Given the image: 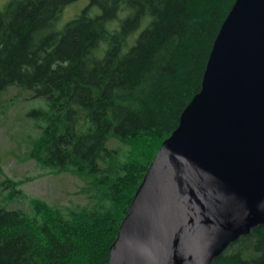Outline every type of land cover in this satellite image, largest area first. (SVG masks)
I'll return each instance as SVG.
<instances>
[{"label":"trees","instance_id":"obj_1","mask_svg":"<svg viewBox=\"0 0 264 264\" xmlns=\"http://www.w3.org/2000/svg\"><path fill=\"white\" fill-rule=\"evenodd\" d=\"M76 1L10 0L0 11V104L11 87L46 99L38 163L90 178L89 203L67 212L34 198L30 210L11 209L0 196V264H108L155 155L202 90L236 3L89 0L59 30ZM111 139L121 147L109 149ZM212 264H264V226Z\"/></svg>","mask_w":264,"mask_h":264},{"label":"water","instance_id":"obj_2","mask_svg":"<svg viewBox=\"0 0 264 264\" xmlns=\"http://www.w3.org/2000/svg\"><path fill=\"white\" fill-rule=\"evenodd\" d=\"M264 226V0H236L108 264H212Z\"/></svg>","mask_w":264,"mask_h":264},{"label":"rangeland","instance_id":"obj_3","mask_svg":"<svg viewBox=\"0 0 264 264\" xmlns=\"http://www.w3.org/2000/svg\"><path fill=\"white\" fill-rule=\"evenodd\" d=\"M9 1L0 0V11ZM89 4V0H78L66 7L57 28L61 30ZM99 13V8H91V15ZM120 18H124V14ZM140 31L133 36L134 40ZM3 97L0 104V196L8 202L1 199V204L11 209L30 210V201L34 198L66 212L69 208L86 206L89 203L86 182L90 178L46 170L37 161L36 143L47 126L44 116L37 113L49 110L46 99L18 87L9 88ZM107 147L118 149L121 144L111 139Z\"/></svg>","mask_w":264,"mask_h":264}]
</instances>
